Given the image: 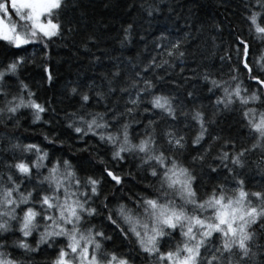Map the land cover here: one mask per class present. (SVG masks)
Masks as SVG:
<instances>
[{
	"label": "snow or ice",
	"instance_id": "snow-or-ice-1",
	"mask_svg": "<svg viewBox=\"0 0 264 264\" xmlns=\"http://www.w3.org/2000/svg\"><path fill=\"white\" fill-rule=\"evenodd\" d=\"M68 6L69 0H0V42L16 50L10 60L0 63V123H5L2 116L7 114L13 126H19L22 109H30L32 123H36L48 111L45 104L37 102L30 85L20 78L21 69L33 62L21 53L29 45L40 46L42 57L47 59L53 38L64 34L61 13ZM241 7L247 36L236 32L233 47L220 57L222 62L225 58L230 62L228 71H222L217 78L207 69L199 73L196 68L190 69L194 78L205 82L209 93L219 95L211 101V114L204 111L203 105L194 106L190 113L179 112V116L194 122L191 145L199 146L187 162L182 159L188 147L185 133L171 124L158 133L160 121H177L178 116L175 97L156 90V82L163 80L157 70L167 75L177 61L184 65L188 55L183 39H170L163 33L153 41V48L160 51L133 64L130 74H122L114 65L110 74L101 73L100 85L90 81L82 89H68L69 94L79 97V106L77 111L64 114L66 127L79 134L77 139L91 134L108 146L110 162L91 154L104 165L100 176H79L69 159L53 157L39 144L12 145L35 159L15 157L13 163L6 165L7 172L0 173V264H24L8 251L9 247L26 254L35 253L42 244L53 250L48 264H133L116 243L110 246L117 237L103 225L92 223L101 215L114 225V232L119 229L125 240L135 238L132 242L145 264H253L257 254L264 251V244L256 242L258 235H264V183L249 187L241 171L254 165L264 173V0H245ZM145 11L151 16L159 8L150 5ZM132 27H124L121 45L130 40ZM212 27L221 29L215 22ZM72 30L68 28L69 32ZM94 39L89 35L81 47L89 50L88 42ZM215 39L213 36V47ZM256 42L260 47L258 54H253ZM232 55L237 57L235 67ZM92 59L99 58L93 55ZM41 66L46 80L51 82L48 64ZM243 75L255 82V87L251 83L245 86ZM188 96H193V92L189 91ZM120 100L123 104L118 106ZM101 105L102 111L94 110ZM222 111H236L244 121L242 127L247 131L239 142L209 130ZM138 114L149 116L142 131L134 136L131 126L141 123ZM41 135L49 144L64 143L55 132ZM76 151H89V147L86 143ZM255 153L259 155L251 159ZM130 157L139 161L137 169L155 179V184H145L151 193L137 194L131 206L124 202L105 203L107 194L101 193L104 174L114 182L113 187L123 185V177L132 173L117 172L116 168ZM197 165L223 179L214 183L210 191L201 193L195 184ZM44 168L46 173L41 172ZM33 175L38 178L37 184L21 191L22 181ZM45 183L47 188L43 187ZM128 200L133 201V197ZM97 201L100 207L94 206ZM6 233L15 239L9 243ZM34 233L38 235L32 241Z\"/></svg>",
	"mask_w": 264,
	"mask_h": 264
},
{
	"label": "trees",
	"instance_id": "trees-1",
	"mask_svg": "<svg viewBox=\"0 0 264 264\" xmlns=\"http://www.w3.org/2000/svg\"><path fill=\"white\" fill-rule=\"evenodd\" d=\"M245 0H69V6L61 13V21L64 24V34L53 38L48 49L49 57H42L40 46H27V51L22 55L29 56L33 62L26 64L20 72V78L28 83L35 94L38 103L48 107L46 113H42V121L32 123L30 109H22L19 115V126H13V122L4 114L2 119L5 123H0V173H6V165L13 163L15 157L24 158L35 157L31 153H23L22 149L13 148L12 145L36 143L46 149L53 157H63L69 159L77 170L79 176L95 174L100 176L103 173L104 165L91 155L95 153L97 157L103 156L106 161H111L108 154V146L101 144L97 137L87 134L82 139H77L79 134L74 133L66 127L65 113L78 110L79 97L69 94L68 89L78 86L84 88L90 81L95 85H100L101 73H111L117 66L122 74H130L133 64H137L150 56L153 51V41L163 33L170 39L181 38L184 40V49L188 52L184 65L177 61L176 65L168 70L164 75L161 70L157 74L163 75V80L156 82V90L175 97L174 106L177 107V121H160L158 133L169 124L182 130L188 139V147L182 159L188 161L191 155H195V148L199 146L191 145V136L195 134L194 122L190 118L179 116L180 111L191 112L192 108L204 106V111L212 113V103L219 95L209 93L205 82L193 77L190 69L196 68L197 72L207 69L217 78L221 72L228 71L229 61L227 58L222 62L221 56L225 55L233 45L232 41L236 32H247L243 27L241 4ZM150 5L158 6L159 11H154L151 16L145 9ZM213 22L221 25L217 31L212 27ZM133 25L130 30V40L121 45L120 40L124 35L123 29L127 25ZM71 27L73 30L68 31ZM185 33L189 35L185 36ZM91 35L95 39L88 42V49L81 45ZM215 36V47H213L212 37ZM259 43L253 44L252 53L258 54ZM16 50L4 42H0V63L10 60ZM139 54V56L137 55ZM194 54V55H193ZM93 55L98 60H93ZM237 57L232 55L231 63L235 67ZM251 60V56H249ZM47 63L49 72L53 79L46 80L42 64ZM183 67V71L181 68ZM242 69V65H240ZM188 77L189 79H185ZM245 86L249 83L255 87V82L249 81L247 75L241 77ZM192 91L193 96L189 97L188 92ZM115 99V97H113ZM123 104V100L118 101V106ZM109 102V107H111ZM90 107H93L90 105ZM221 108L223 106L221 105ZM94 110L102 111L103 106H95ZM149 114L137 115L141 120L139 124H132L131 131L135 136L144 127V121ZM155 119V117H152ZM44 120L50 123H44ZM244 121L236 111H222L215 117V122L210 124L209 130L212 134L219 133L240 141L247 129L242 127ZM187 125V126H186ZM56 133L63 144H49L44 140L41 133ZM207 137L205 139V143ZM89 147V151L77 152V148ZM71 146V147H70ZM216 147H219L217 144ZM259 154L255 153L251 159H256ZM47 163V161H45ZM139 163L134 157L126 161H121L117 172L121 170L130 172L132 175L123 177V185H116L105 175V182L101 185V193L107 194L104 201L107 204L115 205L117 202L133 205L137 194L151 193V189H145V184L156 183L154 178L147 177V173L137 169ZM251 163V160L249 161ZM110 167H113L109 163ZM46 173L47 169H41ZM133 175L135 179H133ZM197 180L195 184L201 193L211 190L214 183L223 179L222 176L209 174L207 168L201 170V166L195 168ZM241 176L246 180L249 187H257L264 183V173H261L256 166L251 169L245 168L241 171ZM147 177V178H145ZM37 176L31 179H24L21 183V191L31 188L37 184ZM67 183V182H65ZM43 187L47 188L45 183ZM74 192L75 189L73 188ZM63 197V189H60ZM35 195V193H34ZM133 197L129 201L128 197ZM75 198V197H74ZM100 207L99 201L94 204ZM190 207V206H189ZM107 214L105 209H101ZM92 223L103 225L110 234L117 237L111 243L118 245V250H123L133 261V264H145L138 248L133 244L134 237L125 240L119 235V229L113 231L114 225L105 221L104 216H97L92 219ZM258 229V225L254 226ZM43 230L42 228L40 229ZM18 235V233H17ZM38 233H34L30 240L34 241ZM130 235V234H129ZM9 243L15 236L6 233ZM175 238H179V231H175ZM167 239V238H166ZM257 245L264 244V235L257 236ZM14 256L24 264H48V260L53 254V250L42 244L35 253L22 254V250L8 248ZM253 264H264V251H261L254 258Z\"/></svg>",
	"mask_w": 264,
	"mask_h": 264
}]
</instances>
